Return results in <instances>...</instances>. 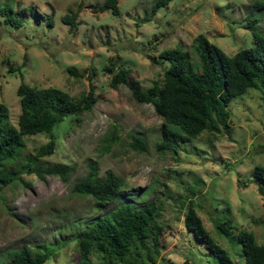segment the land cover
Listing matches in <instances>:
<instances>
[{"label": "rangeland", "instance_id": "obj_1", "mask_svg": "<svg viewBox=\"0 0 264 264\" xmlns=\"http://www.w3.org/2000/svg\"><path fill=\"white\" fill-rule=\"evenodd\" d=\"M102 1L0 0L23 20L15 29L0 16V103L8 123L16 126L15 89L20 82L54 86L73 98L91 87L96 97L90 110L64 117L49 133L23 136L17 158L4 163L6 169H19L28 157L33 160L31 172L23 170L15 181L0 185V264H7L9 253L22 246L34 256L43 255L42 264H75L82 226L121 202L138 207L151 199L158 206L154 223L161 227L160 247L153 252L148 242L153 263L143 250L125 260L219 264L184 229L183 215L190 205L234 264H244L240 245L219 234L215 223L228 219L233 236L245 230L264 246V195L251 182L254 166L264 169V89L249 88L229 101V131H203L174 152H158L162 118L150 104L136 102L128 85L110 88L111 73L103 68L127 69L128 81L147 88L161 81L168 65L158 54L178 46L188 53L192 71H198L194 36L203 34L227 56L250 47L251 34L243 25L246 18H255L254 27L264 32V0H170L154 15L149 13L154 0H117L116 15L108 9L94 12ZM69 14L75 15L73 22H61ZM131 136L144 141L143 151L128 146ZM48 139L54 142L52 153L35 159V150ZM88 161L95 163L99 176L110 170L123 184L122 197L100 210L90 197L71 192L87 172ZM52 164L65 165V172H33L35 166ZM99 256L91 252V264Z\"/></svg>", "mask_w": 264, "mask_h": 264}, {"label": "trees", "instance_id": "obj_2", "mask_svg": "<svg viewBox=\"0 0 264 264\" xmlns=\"http://www.w3.org/2000/svg\"><path fill=\"white\" fill-rule=\"evenodd\" d=\"M169 1L154 0L150 6V15H154ZM117 7V0H103L93 11L102 12L108 9L116 15ZM0 16L3 24L11 28H19L23 22L8 2L0 5ZM74 19V14L64 15L61 22L71 24ZM49 21L48 17V23H51ZM255 24V18H246L243 27L249 29L252 45L236 51L231 56L225 55L208 42L203 34H196L191 43L197 58L198 71L195 72L192 71L188 53L182 48L177 46L162 50L158 59L166 61L168 65L162 71L161 81H153L147 88L142 89L136 81H128L127 69L119 67L113 71L114 67L103 68L111 73L108 82L110 88L115 89L119 84L128 85L130 95L136 102L150 104L162 118L160 138L155 142L156 151L174 152L181 142L194 139L203 131L217 134L229 131V114L226 109L229 101L249 88L264 89V32H258ZM147 58L152 62L157 61L153 56ZM67 70L73 74L71 69ZM15 93L19 100L16 126L8 123L6 107L0 103V170L6 169L4 163L17 158L24 145L23 136L49 133L64 117L88 111L96 101L91 87L73 98L54 86L36 88L20 82ZM128 146L143 151L145 143L139 137L131 136ZM53 148V140L48 139L35 150L33 157L37 159L49 155ZM32 165L33 160L28 157L19 169L10 167L2 174L0 171V185L5 186L15 181L23 170L31 172ZM35 167L33 172L38 176L46 173L62 175L66 170V166L61 164ZM87 167L85 175L72 185L71 192L90 197L93 207L97 210L122 197V181L110 170H105L99 176L93 161H88ZM251 182L257 192L264 195L262 167L254 166ZM157 208L153 199L138 207L124 201L97 215L77 231L79 233L76 236L75 264H91L90 254L93 251L100 255L97 264H134L125 260V257L130 254L138 256L139 250L145 251V259L153 263L148 242L153 252H157L161 230V227L154 223ZM75 222L77 220L72 223ZM182 223L184 229L192 233L219 264H234L226 250L208 235L190 205L183 215ZM215 229L229 241L240 245L239 251L244 264H264V246L255 243L252 233L241 230L233 236L228 219L216 222ZM7 258V264H42L45 261L43 255H32L27 246L13 250ZM181 264L193 263L183 260Z\"/></svg>", "mask_w": 264, "mask_h": 264}]
</instances>
